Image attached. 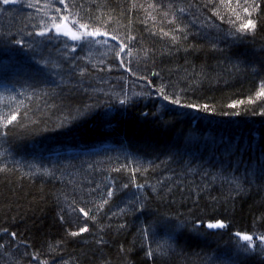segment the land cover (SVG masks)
<instances>
[{
	"label": "trees",
	"instance_id": "16d2710c",
	"mask_svg": "<svg viewBox=\"0 0 264 264\" xmlns=\"http://www.w3.org/2000/svg\"><path fill=\"white\" fill-rule=\"evenodd\" d=\"M65 2L107 35L37 36L64 5L0 0V264H264L235 235H264V0L242 33L209 0Z\"/></svg>",
	"mask_w": 264,
	"mask_h": 264
},
{
	"label": "snow or ice",
	"instance_id": "6c2138e0",
	"mask_svg": "<svg viewBox=\"0 0 264 264\" xmlns=\"http://www.w3.org/2000/svg\"><path fill=\"white\" fill-rule=\"evenodd\" d=\"M2 3L7 5L9 3H15V0H2ZM58 3L61 5H64L63 13L61 14L60 8H55L56 16L50 18V25H42L41 30L36 33L37 36L41 37H47L48 39H54L58 37H65L70 41L73 42H86V43H93V42H99L96 41L97 37L106 36L107 33L100 31L98 27L93 26L91 30H89V24L84 22L83 19H81L79 22L75 19H70L71 12L69 11V5L66 4L65 0H58ZM209 4H211L213 10V16H215L217 19L224 20L227 16V22L230 25L235 26V30L237 33L246 32L247 30L254 29L256 25L253 23L252 19L249 17L251 16V11L255 8L259 7V5L256 4V0H251V4L248 3V0H245L244 6H240L239 4L237 7H241V10L245 13V17L242 19L239 12L236 11L235 8L231 7V0H220V4H213L212 0H209ZM32 6V5H30ZM49 5H45V7H48ZM226 7L229 9L231 15H228V13H225L224 15L220 12V7ZM232 17H235L233 20ZM55 33V37L50 35L51 33ZM164 36H168L169 33L165 32L163 33ZM111 39L117 40L116 36H111ZM129 39H132L130 37ZM173 40L176 39L175 36L172 37ZM14 43L16 45H19L23 47V43L20 40H15ZM117 44L119 45L118 50L115 51V57L117 59L120 58L121 53L125 51L126 45L122 43L121 41L117 40ZM65 47H70V45L65 44ZM73 52L77 51L76 47H72L71 49ZM121 64H123V61H121ZM157 91L160 93L162 99L164 101H167L168 104L178 105L180 107H188L192 108L194 107L191 104L182 105L180 104V100L178 97H170L169 94H167L163 87L157 89ZM258 97H264V90L257 93ZM251 99L249 100V103H251ZM121 104L127 103L126 100H121ZM237 103H243V101H238ZM229 107H235V105H229ZM203 111H207V106H205L203 109H200ZM238 114V113H237ZM260 115L264 116V112H261ZM17 119V114L12 113L10 117L6 118V123L3 125L4 127H7L8 125L12 124L13 121ZM118 171V169H117ZM127 187V185H125ZM107 196L111 197L113 196V192L109 191L107 192ZM104 203H107V200L104 201ZM75 210V209H74ZM90 211V210H89ZM89 211H86L84 207H81L79 209V213L83 215L84 218H90L89 217ZM79 219V217H77ZM183 222H181L177 227H183ZM209 229H224L226 225L222 221H218L216 223H209L207 225ZM88 232V228L81 227L79 232H72V236H78L81 233ZM235 235L239 238V241H243V245H241V249L245 252H255L256 248H260V251L262 254H264V235L253 237L250 234H242V233H235ZM13 238H15L16 234L12 233ZM257 241L258 243L254 242ZM159 250V246H158ZM147 255L149 257H153L155 255V252L149 251L147 252ZM38 256H33L32 259H37ZM41 264H46V262H41Z\"/></svg>",
	"mask_w": 264,
	"mask_h": 264
},
{
	"label": "rangeland",
	"instance_id": "374dc122",
	"mask_svg": "<svg viewBox=\"0 0 264 264\" xmlns=\"http://www.w3.org/2000/svg\"><path fill=\"white\" fill-rule=\"evenodd\" d=\"M49 47H50V45H49Z\"/></svg>",
	"mask_w": 264,
	"mask_h": 264
},
{
	"label": "bare ground",
	"instance_id": "6f19581e",
	"mask_svg": "<svg viewBox=\"0 0 264 264\" xmlns=\"http://www.w3.org/2000/svg\"><path fill=\"white\" fill-rule=\"evenodd\" d=\"M27 57V56H26Z\"/></svg>",
	"mask_w": 264,
	"mask_h": 264
}]
</instances>
